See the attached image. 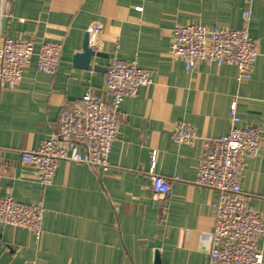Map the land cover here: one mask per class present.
<instances>
[{
    "label": "crops",
    "instance_id": "0c3cea01",
    "mask_svg": "<svg viewBox=\"0 0 264 264\" xmlns=\"http://www.w3.org/2000/svg\"><path fill=\"white\" fill-rule=\"evenodd\" d=\"M247 10L259 46L247 81H238L233 65L201 63L186 71L171 56L178 25L239 28ZM94 21L103 27L95 40L103 56L92 63L108 68L114 56L136 62L153 83L122 101L109 169L63 161L43 186L22 154L58 134L62 116L86 92L108 99L106 71L73 64ZM0 35L34 44L20 84L0 88V195L45 209L39 237L0 223V264H157V253L159 264H210L219 193L195 180L204 141L232 127L234 101L239 125L261 132L260 153L247 159L241 185L264 217V0H8ZM46 41L63 44L55 74L37 67ZM182 121L200 136L193 146L171 138ZM144 149L150 159L156 153V173L172 181L169 196L154 193ZM155 240L163 247L152 246ZM257 248L264 255V235Z\"/></svg>",
    "mask_w": 264,
    "mask_h": 264
},
{
    "label": "built area",
    "instance_id": "2783aa9c",
    "mask_svg": "<svg viewBox=\"0 0 264 264\" xmlns=\"http://www.w3.org/2000/svg\"><path fill=\"white\" fill-rule=\"evenodd\" d=\"M7 1L0 0V17L7 13ZM250 11L245 12V24L239 28H222L203 23L178 25L173 30L171 56L183 61L186 71L198 64L208 66L233 65L238 69V81L250 79L259 55V46L249 30ZM100 22H92L88 30L90 46L96 50V38L102 31ZM94 37V40H91ZM63 44L46 41L37 54L40 71L55 74L60 67ZM34 55L32 41H19L0 35V88H15ZM153 83L150 71L136 62L112 57L106 71L104 99L86 92L81 105L70 107L62 116L59 133L41 142L37 149L25 151L23 162L34 167L43 186L53 182L63 161L87 164L96 169L110 167V154L119 138L120 105L125 97L136 95L142 86ZM232 127L217 138L204 141V153L195 183L216 190L218 199L212 203L215 228L210 236V264H264V255L257 248L264 235L263 215L249 206L250 196L242 189L241 178L247 159L258 156L261 132L258 127L240 126L237 105L230 108ZM177 145L193 146L200 136L186 122H178L171 134ZM156 153L150 159L149 174L154 193L167 197L172 181L155 171ZM44 206L0 195V223L24 228L36 237L42 234Z\"/></svg>",
    "mask_w": 264,
    "mask_h": 264
},
{
    "label": "water",
    "instance_id": "95a60500",
    "mask_svg": "<svg viewBox=\"0 0 264 264\" xmlns=\"http://www.w3.org/2000/svg\"><path fill=\"white\" fill-rule=\"evenodd\" d=\"M96 56H103V54L98 52L97 50H94L90 46L89 33H86L82 49L80 51H78L77 53H75V55L73 57V64L75 67L81 68V69H87V70L94 69L97 71H107V68H103L99 65H94L92 63V59ZM143 154H144V159L146 161V166L149 169L150 157L148 155V151L146 149H144ZM151 245L154 247H157V248L163 247V244L160 240L153 241L151 243ZM156 262H157V264L160 263L158 253L156 256Z\"/></svg>",
    "mask_w": 264,
    "mask_h": 264
}]
</instances>
